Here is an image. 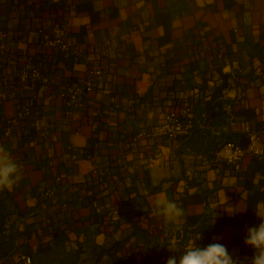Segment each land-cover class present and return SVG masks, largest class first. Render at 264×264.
I'll list each match as a JSON object with an SVG mask.
<instances>
[{"label":"crops","instance_id":"1","mask_svg":"<svg viewBox=\"0 0 264 264\" xmlns=\"http://www.w3.org/2000/svg\"><path fill=\"white\" fill-rule=\"evenodd\" d=\"M44 17L65 19L77 55L40 44ZM0 36V89L16 87L0 99V145L21 169L13 188L0 190L3 260L26 254L45 264L65 248L93 264H167L197 240L251 264L244 241L264 219V161L247 154L234 172L212 156L222 142H239L245 120L264 140V0H0ZM97 57L107 69L84 90L82 108L50 97ZM26 61L56 72L59 85L18 86ZM24 102L31 114L5 136ZM185 103L195 113L187 136L130 140ZM159 194L183 215H158Z\"/></svg>","mask_w":264,"mask_h":264},{"label":"built area","instance_id":"2","mask_svg":"<svg viewBox=\"0 0 264 264\" xmlns=\"http://www.w3.org/2000/svg\"><path fill=\"white\" fill-rule=\"evenodd\" d=\"M37 32L39 34L40 44L50 50L60 52L64 57L77 55L79 51L73 49L68 39L67 23L64 18H46L44 17L36 24ZM6 48L5 43L0 36V51ZM103 53L109 50L108 42H104L99 46ZM107 69V65L101 57L93 60V63L87 68L84 75L74 83L59 86L55 93L50 94L51 98L55 100L64 101L66 104L72 105L76 109L84 106L83 92L94 86L95 82L103 76ZM16 79L18 86L27 88L31 82L40 84L41 87L58 84V77L56 72L45 74L41 72L35 64L30 61L23 63L17 70ZM3 84L9 83V80H2ZM16 94V87L12 89H0V99L11 97L14 98ZM30 106L27 102L21 103L13 116V120L4 129V135L9 136L12 129L19 124L24 118L31 114ZM195 113L191 103L183 104L177 112H169L163 116L160 121L148 125L144 130H139L130 136L131 141L140 139L159 140L167 139L173 140L181 136H187L194 126ZM240 131L242 135L247 137L248 142L246 146L239 144L237 140H226L222 142L213 152V161L220 162L227 165L234 172H239L242 166L243 157L247 154L252 155L264 161V140L261 138V132L253 128L248 121H243ZM50 128L47 123L41 132V136L47 140L50 137ZM67 156H69L67 154ZM126 167V166H125ZM130 169L129 166L126 167ZM55 184L62 182L60 175L55 176ZM55 185H52L46 190L47 194H51L55 190ZM92 210L95 214H100L102 208L96 202H92ZM237 258H235V261ZM0 264H10L0 257ZM18 264H31L30 255H22Z\"/></svg>","mask_w":264,"mask_h":264},{"label":"clouds","instance_id":"3","mask_svg":"<svg viewBox=\"0 0 264 264\" xmlns=\"http://www.w3.org/2000/svg\"><path fill=\"white\" fill-rule=\"evenodd\" d=\"M20 171V165L11 153L0 145V190H11L21 178ZM154 205L157 214L169 221L183 215V209L164 194L157 196ZM196 241L179 257L172 255L167 260V264H237L225 245L212 243L206 247H200L197 246ZM244 243L254 249L251 264H264V219H261L258 227L248 229Z\"/></svg>","mask_w":264,"mask_h":264},{"label":"rangeland","instance_id":"4","mask_svg":"<svg viewBox=\"0 0 264 264\" xmlns=\"http://www.w3.org/2000/svg\"><path fill=\"white\" fill-rule=\"evenodd\" d=\"M155 243V242H154ZM154 246V245H153ZM77 251V250H76ZM82 255L68 251L65 248H58L47 257L45 264H93V261L86 262L87 260Z\"/></svg>","mask_w":264,"mask_h":264},{"label":"water","instance_id":"5","mask_svg":"<svg viewBox=\"0 0 264 264\" xmlns=\"http://www.w3.org/2000/svg\"><path fill=\"white\" fill-rule=\"evenodd\" d=\"M247 142H248L247 137H245L244 135H242L240 137V139H239V144H241L242 146H246Z\"/></svg>","mask_w":264,"mask_h":264}]
</instances>
